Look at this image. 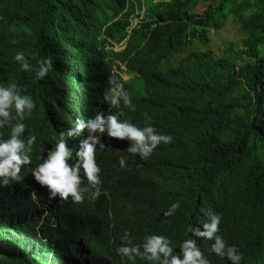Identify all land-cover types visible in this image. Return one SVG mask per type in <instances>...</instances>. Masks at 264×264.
I'll list each match as a JSON object with an SVG mask.
<instances>
[{
  "label": "clouds",
  "instance_id": "obj_1",
  "mask_svg": "<svg viewBox=\"0 0 264 264\" xmlns=\"http://www.w3.org/2000/svg\"><path fill=\"white\" fill-rule=\"evenodd\" d=\"M124 1L119 0L123 7L117 14L110 16L113 20L105 18L104 21L86 24L83 37H80L84 47L90 41L91 52L88 57L91 70L88 72L85 64L80 76L85 78L90 73L98 75V79L94 80L97 83L95 89L103 90L98 93L93 105L98 107L107 103L111 112H96L86 119L79 113H76V118L70 115L66 127L60 131L52 120L55 110L53 102L61 94V89L66 88L72 76L77 77L73 85L78 84L81 88H91L93 83L85 84L78 77L82 63H72L69 67L64 65L62 69L65 80L63 85L57 67L53 66L55 68L52 72V60L44 57V46L50 55L54 54L50 50L51 43L43 45V41L28 33L24 38H16L17 42L9 44L7 42L13 35L8 26L9 19L5 24L0 20V65L5 62L4 55L9 51L13 70L7 77L0 72V253L4 252L5 243H9L20 252L19 259L16 258L11 264H209L193 239L198 237L212 241L208 249L211 253L226 257L231 264H239L241 254L223 235L217 234L220 216L210 211L205 212L207 220L201 225L202 230L192 225L186 229L185 235L175 238L166 233L151 234L153 230L167 228L171 224V221H161L157 216L148 223L140 219L133 226L131 221L134 210L131 204L141 212L142 201L140 198L138 201H128L122 190L109 193L110 198L102 205V210L97 211L93 206L91 208L94 210L90 208L85 213L79 211L85 193L95 189L89 192L91 197L99 195L97 186L100 183V168L95 154L100 155L104 148L102 144L96 148L102 134L128 140L130 146L126 151L130 154L138 153L140 159H146L157 145L172 140L170 135L157 133L151 124L137 127L129 120L122 119L121 107L124 105L134 111V99H153L168 105L174 103L176 87L172 76L175 68L181 59L199 52L204 46L197 44L187 52L184 49L176 51L172 47L171 36L153 34L152 28L157 27L156 23L148 26L154 17L151 5L159 0H128L130 6L127 8ZM33 10L40 17L46 8ZM196 12H200L199 9ZM24 15L21 11V17ZM58 20H62V24L67 21L63 18ZM61 26L55 31L59 42ZM74 47H79L78 41ZM110 49L119 55L111 54ZM104 50L116 58L115 63L102 66V61L108 60ZM70 53L72 50L67 46L66 57ZM130 54L136 57L127 63L123 58ZM142 54L144 62L139 63L138 57ZM82 57L85 63L86 52ZM108 65L112 68H108ZM22 72L30 78H21ZM37 87L43 94L35 99ZM28 90L32 91L30 96L26 95ZM149 119L145 113V120ZM28 132L39 134L37 138L30 133L25 136ZM85 132L87 137L80 141L78 150L73 154L67 147L68 140ZM47 147L51 149L46 153ZM137 163L142 166V163ZM124 166L125 159L121 157L117 168ZM126 189L128 192L133 191L131 187ZM48 191L49 198L46 195ZM60 200L66 206L61 202L58 204ZM84 206H88L87 203ZM177 207L178 203L171 204L165 215H172ZM64 209L70 211L71 220L68 224L60 218ZM92 221L95 229L105 231L112 226L117 227L109 239H96L98 244L106 246L103 254L96 259L88 255L74 260L67 249L68 252L61 253L63 259L56 261L55 252H61L65 247L68 230L73 229L76 234L83 232L84 235L87 225L84 224ZM185 228L187 226L182 223L174 231L177 233ZM142 230L152 232L146 234ZM171 239L180 242H169ZM91 244L97 245L94 242ZM25 245L28 246L21 249Z\"/></svg>",
  "mask_w": 264,
  "mask_h": 264
},
{
  "label": "trees",
  "instance_id": "obj_2",
  "mask_svg": "<svg viewBox=\"0 0 264 264\" xmlns=\"http://www.w3.org/2000/svg\"><path fill=\"white\" fill-rule=\"evenodd\" d=\"M204 2L211 3H206L202 12H196ZM124 6H130L128 0ZM122 7L119 0H1L0 20L5 24L9 19V28L15 30L21 25L30 27L31 19L36 16L33 9L57 12L56 17L67 20L60 28L61 43L54 35L55 29L48 35L47 27L36 28L34 35L43 45L51 43L54 54L50 55L44 46V57L52 60L56 69H63L59 60L61 49L64 48L66 56L67 45L74 46L83 37L86 24L105 18L113 20L110 16ZM150 10L154 17L148 26L157 24L152 33L171 36L176 51L187 52L197 44L204 46L181 59L175 68L174 103L134 99V111L121 107L125 116L131 115L126 116L131 122H137V127L151 124L157 133L172 137L166 146L168 151L164 150L159 157V174L139 179V188L143 190L141 219L154 221L157 216L161 221H171L167 228L174 233L182 223L188 229L194 225L202 230L201 225L207 220L205 212L210 211L220 216L217 234L223 235L241 254L239 264H264V0H159ZM80 13L83 15L78 17ZM17 16L20 17L15 19ZM230 22L239 37L225 41L220 52L215 53L209 47L212 31L214 35L221 34ZM8 54L9 51L0 65L4 77L13 72ZM92 74L95 78L90 74L85 78L93 80L88 84L93 83L95 89L94 80L98 75ZM20 77L30 78L24 72ZM72 85L70 80L62 90L65 93L55 98L53 108H65L74 101L80 107L88 98L91 100L87 103H96L97 97L92 100V94L80 91L84 87ZM136 112H141L140 117H133ZM145 113L149 120H145ZM58 121H61L60 114ZM65 127V118L56 124L58 131ZM120 156L113 148L110 150L109 164L113 169H118ZM103 157L101 154L100 158ZM173 203H178V207L172 215H165ZM60 218L68 224L70 211L63 210ZM94 232L90 227L80 237L69 229L66 245L61 252H55V260L61 259V253L67 249L74 260L88 255L96 259L102 255L106 249L103 243L89 249L93 237L87 235ZM193 239L209 264H231L226 257L208 251L211 240ZM19 253L5 243L0 264H11L19 259ZM251 253L254 257L248 259Z\"/></svg>",
  "mask_w": 264,
  "mask_h": 264
},
{
  "label": "water",
  "instance_id": "obj_3",
  "mask_svg": "<svg viewBox=\"0 0 264 264\" xmlns=\"http://www.w3.org/2000/svg\"><path fill=\"white\" fill-rule=\"evenodd\" d=\"M109 52L111 54H114V55H119L118 52H116L112 49H110ZM103 53L106 55L108 60L105 62L102 61V66L107 65V63L108 64L109 63H111V64L115 63L116 58L113 55L109 54L105 50L103 51ZM135 57L136 56H134L133 54H130L126 58H123V60H125L127 63H131V61L135 60ZM119 58L122 59L121 57H119ZM138 59H139L138 60L139 63L144 62L143 54L141 56H139ZM108 68L111 69L112 66L108 65ZM64 89H65V87L61 90H64ZM102 90H103V88H98L95 90L94 87H91V88L90 87L89 88L84 87L82 89V92L87 91L88 93L92 94L93 95L92 100H93V98L97 97L98 93H101ZM62 93H65V92L63 91ZM89 100H91V99L88 98V100L83 101V104H81L80 107H77V101H74V104L70 103L65 108L63 106H59L58 109L55 108L54 119L52 120V122L54 124H61L63 121V118H65V120L67 122L70 118L71 113L73 114V116L75 115V118H76V113H79V114H82V117L84 119H86L88 117L93 116L97 111L104 112L106 114L108 112H111L107 103H105L102 106L96 107L95 105H93L91 103L92 101H90L89 103L86 102ZM59 110H60V112H58ZM58 114H60V117H61L60 122L58 121ZM122 114H123L121 116L122 119L129 120L126 116L130 117L131 116L130 114H127L126 116L123 112H122ZM140 114H141V112H136L133 114V117L138 118V117H140ZM141 117H142V115H141ZM136 123H133V124L136 125ZM29 126H33V125L30 124ZM29 133L30 132L26 133L25 136H27ZM30 134H32L33 136H35V138H37L39 133L33 132ZM86 137H87V133L85 132L83 135H81L79 137H75L73 139L70 138L68 140L67 147L73 151V154H75L74 152H76V150H78V145L80 144V141L82 139H85ZM39 140H41V139H39ZM70 144L72 145L71 147H70ZM100 144H102L104 146V148H102V150H101L102 151L101 154H103L104 157L101 159L100 158L101 154L100 155L95 154L97 165L100 168V172L98 174L99 179H100V183L97 186V188L99 190V195L95 198H92L91 193H85L84 194V197L82 199L83 202L80 204V207H79V211H82L84 213L88 209H90L91 207L98 206L97 204H102V205L106 204V202L110 198L109 193L120 192V190L123 191L124 196L128 201H138L140 198V194L143 191L142 189L137 187V183L139 182V179H142L144 176L158 175L159 174V168L161 165V163L159 161L160 160L159 157L164 150L168 151V148L166 146L169 145L168 143L167 144L161 143V144L157 145V147L155 149H153L152 153L146 159H140V156L138 153L137 154H130L126 151L127 148L130 146V142L126 139L120 140L118 138H111V137H108L107 134L105 133V134L101 135L100 143L97 144V146H96L97 149L100 148ZM112 148L116 152L120 153V155H121L120 158L123 157L125 159V166L121 169H113L111 164H109V162H110V150ZM50 149L51 148L47 147L45 149V152L47 153V151ZM137 162L142 163V166H140ZM117 164L119 165V162ZM108 166H110V167H108ZM126 187L133 188V191L128 192ZM93 190H95V189H91L89 191H93ZM46 195L49 198V191L47 192ZM56 197H59V196L57 195ZM60 202H61V200L58 202V204H60ZM85 203H87L88 206H84ZM62 205L66 206V204L64 202L62 203ZM102 208H104V206L96 207L97 211L102 210ZM131 208H132V210H134V214L132 215V221H131L132 225L134 226V225H137L138 222H140L141 212L134 204H131ZM57 210H58V208H57ZM91 210H94V208H91ZM154 217L151 219H154ZM174 221H177V220H174ZM147 223H148V221H147ZM84 225H86L84 228V229H86L85 232H87V230L90 227H93L95 229L93 221L89 222V223H85ZM196 227H198V226H196ZM186 229H188V228L182 229L181 231H178V232H181V233H183V235H185ZM116 230H117L116 226H112L110 229H107L105 231L102 229H95L94 234H88L87 236L93 237L91 242H94L98 245V243L96 242L97 238L98 239H103V238L109 239L110 236L116 232ZM149 232H152V231H148V230L143 231L142 230V233L147 234ZM153 232H155L156 235H163L165 233H167V234L174 233V232H171L168 228L155 229V230H153ZM77 235H79L81 237L83 235V232H78ZM169 242H180V241H176V239H171V240H169ZM97 245L89 244V249H96ZM249 255H250V257L248 259H252L254 257V254H252V253ZM131 263H134V261H131ZM135 264H136V262H135Z\"/></svg>",
  "mask_w": 264,
  "mask_h": 264
},
{
  "label": "bare ground",
  "instance_id": "obj_4",
  "mask_svg": "<svg viewBox=\"0 0 264 264\" xmlns=\"http://www.w3.org/2000/svg\"><path fill=\"white\" fill-rule=\"evenodd\" d=\"M1 1V0H0ZM56 14H57V12H52V11H49V12H46V13H44V15L43 16H40V17H37V16H35L34 17V19L32 20L31 19V23H30V27H24L23 25H21L19 28H17V29H15V30H12V33H13V35H11L12 37L10 38V40L11 41H13V42H17V40H16V38H24L28 33L29 34H34V33H37L36 31H35V29L36 28H44V27H47V30L46 31H48V35H49V33L50 34H52L53 32H54V29L56 30V32H57V30L59 29V27L61 26V24H62V22L61 21H59L58 20V18L56 17ZM83 14L82 13H80L79 15H78V17H81ZM57 18V19H53V18ZM57 21V22H56ZM56 33H54V35H55ZM86 34V33H85ZM53 35V36H54ZM73 35V37H71V38H73V40H75V37H74V34H72ZM87 35V34H86ZM53 36L52 37H50V38H48V39H52L53 38ZM15 39H14V38ZM89 42L90 41H88L86 44H85V47H84V45H83V41L79 38L78 39V44H79V47H74L73 46V44L71 43L70 45H67L71 50H72V53H70L67 57L65 56V51H64V48L63 49H61V52H60V55L62 56L61 58H59V60H60V63L61 64H63V65H65L66 67H69V66H71L72 65V63H74V64H81L80 66L82 67V69H80L79 71H78V77L81 79V81L82 82H84L85 84H87L88 82H91V81H93L92 79H90V80H86V78H83L82 76H80V72L83 70V67H84V65L86 64V66H87V71L89 72L90 70H91V66H90V64H89V61H88V57H89V53H91V52H89L90 51V48H89ZM8 43V42H7ZM60 43H61V39H60ZM91 44V43H90ZM72 46H73V48H72ZM92 51V50H91ZM11 52H13V51H11ZM49 52V51H48ZM86 52V54H87V58H86V62L84 63L83 62V57H82V55L84 54ZM50 53V52H49ZM71 58V59H70ZM10 60H12V58H9ZM67 60H72V61H67ZM54 66V64L52 65L51 64V69H52V72H53V68H55V67H53ZM62 69L60 68V67H58V75L60 76V79H61V83L64 85L65 84V80H64V77H63V74H62ZM93 74L92 73H90V76H92ZM90 76H88V78L90 77ZM93 77H94V75H93ZM95 78V77H94ZM71 79L73 80V81H75V79L77 80V77L76 76H72L71 77ZM70 79V80H71ZM36 93H35V99H37L38 97H41L42 96V94H43V91L42 90H40L38 87L36 88ZM78 92H80V91H82V90H77ZM32 94V91H30V90H28V92H27V94L26 95H31ZM53 99L54 98H52L51 99V101H53ZM97 112H99V111H97ZM73 114L71 113V116H72ZM30 116H32V114L30 115ZM72 145L70 144V147H71ZM78 148H79V145H78ZM90 192V191H89ZM88 192V193H89ZM80 203V202H79ZM61 210V209H60ZM65 210V209H64ZM89 212H91L90 210H89ZM154 232H152L151 234H153ZM150 234V235H151ZM175 234V235H174ZM183 235V233H181V232H177V233H171V234H168V236L169 237H174V236H179V235ZM194 238H196V239H198L197 237H194ZM248 257H250L249 255H248Z\"/></svg>",
  "mask_w": 264,
  "mask_h": 264
},
{
  "label": "rangeland",
  "instance_id": "obj_5",
  "mask_svg": "<svg viewBox=\"0 0 264 264\" xmlns=\"http://www.w3.org/2000/svg\"><path fill=\"white\" fill-rule=\"evenodd\" d=\"M206 3H211V2L200 3V5L198 6L200 12H202L205 9ZM138 12L143 14V11H141L140 9H138ZM229 24L230 26L226 28L227 30L221 34L214 35V31H212L213 33L211 32L213 34V41L211 42L209 47L214 51H216L215 53L220 52V49H222L223 43L225 41L239 37V33L235 28L234 24L232 22H230Z\"/></svg>",
  "mask_w": 264,
  "mask_h": 264
}]
</instances>
